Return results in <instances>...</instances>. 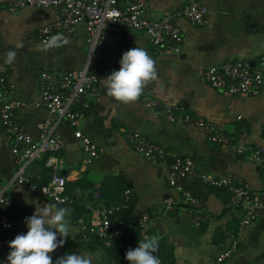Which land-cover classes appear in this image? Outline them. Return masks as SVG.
I'll use <instances>...</instances> for the list:
<instances>
[{"label":"crops","instance_id":"crops-1","mask_svg":"<svg viewBox=\"0 0 264 264\" xmlns=\"http://www.w3.org/2000/svg\"><path fill=\"white\" fill-rule=\"evenodd\" d=\"M145 1L143 14L151 20L162 19L187 2ZM197 1L207 9V22L203 26L191 25L182 17L171 18L181 36L177 54L159 52L141 32L108 29L107 36L96 45L90 62L97 77L96 94L85 96L87 106L78 122L82 134L101 152L90 163H84L71 127L59 121L57 132L63 146L58 153L57 170L65 177L68 200L55 204L31 194L24 185L10 184L7 192L12 199L13 217L11 225L3 232L7 240L27 229L26 218L31 217L36 208L51 204L69 209L66 217L69 236L63 238V246L50 254L53 264L66 254L85 253L92 255L93 264H112V256L99 243L81 239L79 225L95 217L93 191H100L102 201L109 203L127 189L130 215L147 212L151 216L146 240H158L154 255L166 263L264 264V209L238 233L241 209L229 206L224 188L210 186L200 177L202 174L220 177L231 173L246 182L258 199L264 200V163L254 162L246 152L237 154L227 145L207 141V131L203 128L152 116L141 102L142 97H154L170 105H179L184 113L212 125L216 133L231 137L234 145L264 147V81L258 95L226 96L199 79L201 69L207 65L229 59L252 64L264 56V0ZM57 16L52 8L23 7L11 12L8 0L0 1V67L13 85L11 97L22 102L14 110V119L32 136L36 135L40 122L54 119L34 105L39 72L72 71L80 68L85 58L83 22L74 26L64 38L67 43L60 48L45 50L37 41V30ZM134 47L143 48L155 60L158 79L147 83L137 101L120 103L107 96L105 78L119 70L122 54ZM9 50L17 52L11 64L5 62ZM129 131H137L149 142L164 147L167 154L164 160L151 163L135 152L126 138ZM12 144V139L0 130V183L10 178L14 168ZM176 156L189 157L193 162L192 172L182 180V188L200 203L202 218L197 226L193 224L192 210L180 205L154 213L167 194V164ZM25 172L34 182H43L48 177L42 159L28 164ZM114 218L122 221L120 216ZM229 234L236 237V249L221 262H216V256L229 245ZM57 239L62 237L58 235Z\"/></svg>","mask_w":264,"mask_h":264},{"label":"built area","instance_id":"built-area-1","mask_svg":"<svg viewBox=\"0 0 264 264\" xmlns=\"http://www.w3.org/2000/svg\"><path fill=\"white\" fill-rule=\"evenodd\" d=\"M2 1V0H0ZM23 7L36 9L52 8L58 16L48 24L41 26L36 32L37 41L44 43L55 34L66 38L78 22H83L86 37V52L83 64L72 71H41L38 74L37 97L34 105L43 108L54 119L44 120L37 125L35 136L24 131L15 121L14 110L22 102L11 97L13 85L6 79L5 70L0 67V130L12 139L11 153L14 168L10 178L0 183V264H9L7 256L11 249L3 232L11 225L13 205L7 187L14 183L24 185L33 195L48 199L55 204L66 203L65 177L57 170L58 153L63 144L57 132V123L64 121L72 129V136L78 141L82 151V161L86 164L96 159L101 149L98 148L79 129V120L86 108V95H95L97 77L90 68L94 49L108 33L110 27L123 32H141L149 44L159 52L177 54L180 51L181 36L178 28L171 22L173 16L182 17L189 24L203 26L207 22V9L196 0H187L181 7L159 20H151L144 16L145 0H8V10L13 12ZM199 79L223 95H258L264 81V56L258 57L250 64L246 60L229 59L207 65L200 71ZM141 102L152 116L160 117L171 123L199 127L207 131L206 139L217 145H227L235 153L246 152L257 163H264L263 146L234 145L232 138L214 131L212 125L202 121L195 115L184 113L179 105H170L158 98L142 97ZM126 138L131 148L151 163H158L166 157L164 147L149 142L137 131H129ZM42 159L43 166L48 169V177L43 182H34L26 174V166ZM193 162L189 157L176 156L167 164V194L157 205L154 213L183 206L192 210L193 224L199 225L201 210L198 199L182 188V180L190 174ZM201 180L214 187L224 188L229 196V206L238 207L242 211L237 221L238 233L243 227L249 226L264 209V200L256 197L250 186L237 179L233 174L226 173L220 177L202 174ZM96 202L95 217L88 223H80L81 237L88 240L95 235L104 244L111 240L121 239L136 230V239L119 243L118 246L128 251L138 247L139 241L148 238V223L151 216L142 212L134 221L113 224L111 217L128 207L130 195L127 189L118 198L109 203L102 201L100 191L92 193ZM89 208V206H85ZM28 229L18 234H26ZM228 247L219 253L215 261L221 262L236 249V237L229 234ZM160 264H168L158 257ZM124 264H129L125 260Z\"/></svg>","mask_w":264,"mask_h":264},{"label":"clouds","instance_id":"clouds-1","mask_svg":"<svg viewBox=\"0 0 264 264\" xmlns=\"http://www.w3.org/2000/svg\"><path fill=\"white\" fill-rule=\"evenodd\" d=\"M67 41L62 34L51 36L43 45L45 50L62 47ZM19 47V46H18ZM17 52L9 50L6 63L15 61ZM120 68L113 71L106 79L107 96L120 103H132L143 94V89L150 81L158 79L156 62L140 47H134L122 54ZM67 208H56L45 204L36 208L31 217L26 218L27 233L18 234L9 242L11 249L7 256L9 264H53L51 253L65 243L69 236ZM55 230V231H53ZM58 235L62 239H57ZM158 240L150 238L139 241L138 247L126 252L129 264H160L154 255L158 250ZM55 264H93L91 254H71L57 258Z\"/></svg>","mask_w":264,"mask_h":264},{"label":"trees","instance_id":"trees-1","mask_svg":"<svg viewBox=\"0 0 264 264\" xmlns=\"http://www.w3.org/2000/svg\"><path fill=\"white\" fill-rule=\"evenodd\" d=\"M115 216H120L122 218V221L119 222L117 220H115ZM137 216H131L130 215V211H129V207H127L126 209H123V210H120L119 212L115 213L112 217H111V222L113 224H118V223H122L124 221H134L135 218ZM132 233H134L133 235H131ZM80 237H81V231L79 233ZM136 230H134L133 232H131L128 236L126 237H123L121 239H114V240H111L110 243L108 244H104L103 241L98 238L97 236L95 235H91L89 236V239L88 240H83V241H88L90 242L91 240H95L97 243H99L102 247H103V250H105L108 254H110L113 258L112 260V264H124L125 263V255H126V252L124 249H122L121 247L118 246L119 243H125L127 241H131V240H135L136 239ZM159 257V256H157ZM161 258V257H160Z\"/></svg>","mask_w":264,"mask_h":264},{"label":"water","instance_id":"water-1","mask_svg":"<svg viewBox=\"0 0 264 264\" xmlns=\"http://www.w3.org/2000/svg\"><path fill=\"white\" fill-rule=\"evenodd\" d=\"M197 1V0H196Z\"/></svg>","mask_w":264,"mask_h":264}]
</instances>
